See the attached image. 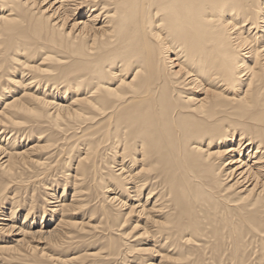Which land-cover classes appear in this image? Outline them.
I'll use <instances>...</instances> for the list:
<instances>
[{
    "label": "bare ground",
    "instance_id": "bare-ground-1",
    "mask_svg": "<svg viewBox=\"0 0 264 264\" xmlns=\"http://www.w3.org/2000/svg\"><path fill=\"white\" fill-rule=\"evenodd\" d=\"M0 264H264V0H0Z\"/></svg>",
    "mask_w": 264,
    "mask_h": 264
},
{
    "label": "rangeland",
    "instance_id": "rangeland-1",
    "mask_svg": "<svg viewBox=\"0 0 264 264\" xmlns=\"http://www.w3.org/2000/svg\"><path fill=\"white\" fill-rule=\"evenodd\" d=\"M152 261H153V262H156V258H153Z\"/></svg>",
    "mask_w": 264,
    "mask_h": 264
}]
</instances>
